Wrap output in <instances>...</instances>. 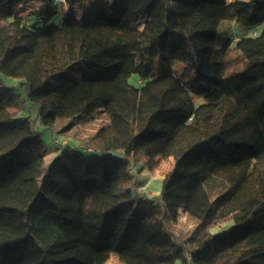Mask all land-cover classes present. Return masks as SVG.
Wrapping results in <instances>:
<instances>
[{
  "label": "trees",
  "instance_id": "trees-1",
  "mask_svg": "<svg viewBox=\"0 0 264 264\" xmlns=\"http://www.w3.org/2000/svg\"><path fill=\"white\" fill-rule=\"evenodd\" d=\"M83 1L0 0V264H264V0ZM222 23L242 33L214 61ZM97 110L105 156L46 165L40 128ZM158 157L175 164L148 197L138 172Z\"/></svg>",
  "mask_w": 264,
  "mask_h": 264
},
{
  "label": "rangeland",
  "instance_id": "rangeland-1",
  "mask_svg": "<svg viewBox=\"0 0 264 264\" xmlns=\"http://www.w3.org/2000/svg\"><path fill=\"white\" fill-rule=\"evenodd\" d=\"M229 2L233 0H227ZM83 5L87 8L86 14H88L92 9V3H89L88 0L83 1ZM67 9L68 6H65ZM65 17L63 7L60 6L58 14L53 19L51 25L59 27L61 22ZM242 32L237 30L234 27L233 23H222L218 28V44L216 47V53L214 55V61H218L219 51L221 46L225 42L231 39L234 36H240ZM251 35V32L248 33ZM154 72L159 73V67L157 64L154 65ZM173 72L176 76L181 79L189 80L195 77V70L181 61L173 62ZM65 76L77 81L81 80L82 77V68L75 67L69 69L65 72ZM0 77L7 86H13V80L7 78L0 74ZM130 83L136 87H140L141 81L138 76H133L130 79ZM17 94H24V89L17 88ZM193 101L196 106L205 104L206 101L204 98L193 95ZM30 118H35L37 115V109L35 107H29V112L26 114ZM110 121L109 117L100 110H97L95 116L85 123H82L76 127H73L69 131L58 132V129L61 128L65 121L55 126V128H40L43 131V139L46 144V165H49L53 159L62 155L66 152L72 151L75 154L76 159H94L96 157H104L105 154H101L97 147V144H91L89 142L93 141L94 136L97 131L103 126L108 124ZM60 123V122H59ZM54 134L58 138V142L54 139ZM92 148L91 151L88 150L87 146ZM110 155V154H108ZM121 155V153H119ZM175 164V159L173 157H158L153 160L148 161L147 165L144 167L142 173L138 172V180L141 183V190L148 197H155L160 194L162 188V181L172 170L173 165ZM196 226V221L190 219L182 211L179 212L178 218L176 220L168 221V229L175 234L179 239H185L193 228ZM107 264H122L118 257L113 254ZM177 264H182L178 262Z\"/></svg>",
  "mask_w": 264,
  "mask_h": 264
},
{
  "label": "built area",
  "instance_id": "built-area-1",
  "mask_svg": "<svg viewBox=\"0 0 264 264\" xmlns=\"http://www.w3.org/2000/svg\"><path fill=\"white\" fill-rule=\"evenodd\" d=\"M56 1H62V2H64L65 0H56Z\"/></svg>",
  "mask_w": 264,
  "mask_h": 264
}]
</instances>
